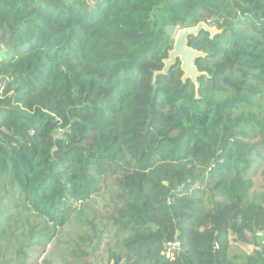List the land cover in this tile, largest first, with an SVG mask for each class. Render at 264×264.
<instances>
[{
  "label": "trees",
  "instance_id": "obj_1",
  "mask_svg": "<svg viewBox=\"0 0 264 264\" xmlns=\"http://www.w3.org/2000/svg\"><path fill=\"white\" fill-rule=\"evenodd\" d=\"M201 22L196 87L179 61L161 72L172 31ZM28 71L56 97L1 103L0 264H37L118 173L111 264H264V0H0V76L29 98Z\"/></svg>",
  "mask_w": 264,
  "mask_h": 264
},
{
  "label": "rangeland",
  "instance_id": "obj_2",
  "mask_svg": "<svg viewBox=\"0 0 264 264\" xmlns=\"http://www.w3.org/2000/svg\"><path fill=\"white\" fill-rule=\"evenodd\" d=\"M208 27V26H207ZM215 31V27H208ZM176 28L173 32V38H176L178 31ZM36 59H40L44 62L41 55H37ZM39 60L38 63H41ZM36 62L33 61V64ZM32 73L38 74V71L32 68ZM14 77L10 78L6 76V73L2 72L0 76V106L6 99L13 97L12 105H19L23 110L32 111L35 105H41L43 109H47L48 106L54 105L55 93L48 94L52 91L51 88H47L43 91H37V85L32 81L31 71H28L27 76L24 77L29 85L28 89L32 97L26 96L23 93V84H18L17 88H11L10 83ZM52 83V82H48ZM35 89V90H34ZM26 96V98H25ZM52 102V103H51ZM45 107V108H44ZM2 109V108H0ZM5 157L4 152L0 149V164L3 163ZM264 172V158L257 166V168L251 173L253 187L251 190L252 199L255 202H259L261 193L263 192L264 182L262 179V173ZM121 174H113L105 178L103 183L99 184L103 186L102 192H98L99 195L93 197L90 202L86 203V207L83 209L82 214H73L70 216L68 223L60 231L58 236L46 247L44 254H42L37 264H83L86 262V258L80 260L81 253H90L94 248H97L92 254L90 260L91 264H111L109 260V252L113 249L121 254H124L122 249V242L124 235L122 233L115 234V227L112 221L109 220L107 214L112 212V207L117 205V196L121 194L119 179ZM95 220V221H93ZM90 225L95 226V231H91ZM103 234L97 239L98 233ZM94 235V239H93ZM256 239H259L256 237ZM260 240V239H259ZM250 246H239L233 244L229 249V255L237 257L240 261L244 256L250 253ZM80 257V258H79Z\"/></svg>",
  "mask_w": 264,
  "mask_h": 264
},
{
  "label": "water",
  "instance_id": "obj_3",
  "mask_svg": "<svg viewBox=\"0 0 264 264\" xmlns=\"http://www.w3.org/2000/svg\"><path fill=\"white\" fill-rule=\"evenodd\" d=\"M202 30L214 36L215 31L208 28L206 24L199 23L194 27L180 29L174 38L173 49L168 54L162 74H166L177 61L181 63L180 69L184 73L183 80H190L197 87V78L200 76L194 62L197 58L204 57L202 52L195 51L188 46V39L197 36Z\"/></svg>",
  "mask_w": 264,
  "mask_h": 264
},
{
  "label": "built area",
  "instance_id": "obj_4",
  "mask_svg": "<svg viewBox=\"0 0 264 264\" xmlns=\"http://www.w3.org/2000/svg\"><path fill=\"white\" fill-rule=\"evenodd\" d=\"M256 237L260 238L261 243L264 244V232L258 231L256 233ZM179 247H180V244L177 241L173 243H165V251H164L165 257L167 259L171 258L174 251L178 250Z\"/></svg>",
  "mask_w": 264,
  "mask_h": 264
}]
</instances>
